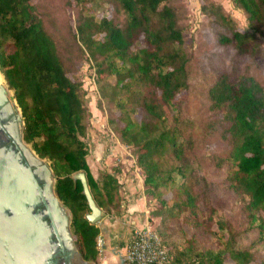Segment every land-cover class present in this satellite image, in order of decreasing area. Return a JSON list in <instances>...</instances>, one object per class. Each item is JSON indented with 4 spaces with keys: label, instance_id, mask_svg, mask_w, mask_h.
Returning <instances> with one entry per match:
<instances>
[{
    "label": "trees",
    "instance_id": "obj_1",
    "mask_svg": "<svg viewBox=\"0 0 264 264\" xmlns=\"http://www.w3.org/2000/svg\"><path fill=\"white\" fill-rule=\"evenodd\" d=\"M230 1L246 28L223 4L200 0L218 44L234 50L209 79L214 120L181 116L193 85L185 0L68 1L78 8L73 38L94 60L107 132L134 152L149 219L160 216L173 264H264V0ZM0 69L21 107L24 139L50 160L80 252L99 263L102 227L88 217L83 179L102 217L121 214L124 198L115 173L96 177L90 168L87 92L35 0H0ZM214 137L226 152L208 151ZM208 163L226 171L243 214L239 228L223 214ZM252 229L257 237L245 244Z\"/></svg>",
    "mask_w": 264,
    "mask_h": 264
},
{
    "label": "rangeland",
    "instance_id": "obj_2",
    "mask_svg": "<svg viewBox=\"0 0 264 264\" xmlns=\"http://www.w3.org/2000/svg\"><path fill=\"white\" fill-rule=\"evenodd\" d=\"M68 1L70 2V0H35L45 16L48 27L58 40L60 52L69 63L76 65L75 71L82 80L84 89L87 92L91 115L87 119L89 126L84 138L89 147L88 161L91 162V169L96 177L100 171H109L115 173L119 180L118 175L122 173V171H126L127 169L132 171L137 168L138 165L136 163L135 154L132 149L122 143L115 134L107 132V110L106 107L99 106L100 94L96 90L93 81L94 73H96L94 60L88 52H80L76 44L77 42H75L73 38V34L76 32L75 24L78 8L74 7V3L70 5ZM185 1L188 13L185 20L186 30L184 45L192 58L191 72L193 85L190 96L181 106V116L185 119L214 120L217 118V114L209 107L207 86L209 79L215 75L217 70H221L230 65L234 50L231 47L218 44L215 29L208 24L205 15L201 11L200 0ZM212 1L223 4L232 15L236 12H241L245 21L244 27L241 28L247 27V21L243 11L236 8L230 0ZM2 74L0 69V82L6 85L7 80L4 74ZM8 92L12 101L16 103L21 110V107L14 97L13 89L8 88ZM28 145L34 149L30 143H28ZM207 147L209 152L214 149L219 153H224L228 149L227 144L222 140H218L216 137H214L213 141L209 143ZM44 159L50 166V160ZM208 165L210 166L207 170L208 178L213 180V186L216 188L215 193L222 207L223 214L235 227L239 228L244 222L243 214L237 195L228 190L226 186V171L223 169H216L211 163H208ZM137 169L143 177L139 166ZM119 184V192L124 198L123 204L126 205L128 199L123 194L125 192L124 182L121 183L119 180ZM132 196L134 195L131 194L129 197L131 198ZM153 204L152 202V205ZM148 207L150 208V206ZM151 221L153 225L150 226L157 231L161 221L160 216L154 215ZM256 237L257 231L252 229L249 231L244 243L249 244L255 240ZM99 254L100 262L95 263L104 264L105 250L99 252Z\"/></svg>",
    "mask_w": 264,
    "mask_h": 264
},
{
    "label": "flooded vegetation",
    "instance_id": "obj_3",
    "mask_svg": "<svg viewBox=\"0 0 264 264\" xmlns=\"http://www.w3.org/2000/svg\"><path fill=\"white\" fill-rule=\"evenodd\" d=\"M29 148L15 111L0 103V264H96L80 252L68 209L55 202L48 162Z\"/></svg>",
    "mask_w": 264,
    "mask_h": 264
},
{
    "label": "crops",
    "instance_id": "obj_4",
    "mask_svg": "<svg viewBox=\"0 0 264 264\" xmlns=\"http://www.w3.org/2000/svg\"><path fill=\"white\" fill-rule=\"evenodd\" d=\"M90 163L89 161V165ZM137 168L132 170L133 172L127 169L118 175L120 182H124L123 194L128 199L121 214L105 215L99 220L102 233L105 235L104 264H120L132 231L135 228L153 225L149 219L143 177ZM93 174L95 175L94 172ZM131 194L134 196L130 198Z\"/></svg>",
    "mask_w": 264,
    "mask_h": 264
},
{
    "label": "built area",
    "instance_id": "obj_5",
    "mask_svg": "<svg viewBox=\"0 0 264 264\" xmlns=\"http://www.w3.org/2000/svg\"><path fill=\"white\" fill-rule=\"evenodd\" d=\"M96 246L99 252L105 250V238L97 236ZM173 254L152 226L135 228L126 245V251L120 264H173Z\"/></svg>",
    "mask_w": 264,
    "mask_h": 264
},
{
    "label": "water",
    "instance_id": "obj_6",
    "mask_svg": "<svg viewBox=\"0 0 264 264\" xmlns=\"http://www.w3.org/2000/svg\"><path fill=\"white\" fill-rule=\"evenodd\" d=\"M8 88H9V84L8 83L5 85V84L0 82V103H3V102L6 103L11 108H13V110L15 111V114H16V117H17V127H18L19 139H20L21 144L23 146H25L27 142L24 139V133H23L25 121H24V117L22 115V110H20V108L16 105V103L11 102L10 99L8 98V94H9ZM29 150L35 156V158L40 159L38 153L34 149L29 148ZM47 167H48L47 168L48 172L51 174V177H52V182L50 183V188H52L54 190V192H55V189H54L55 175H54L51 167L49 166V164L47 165ZM83 183H84V191H85V193H86V195L88 197V200L90 202V206L92 208V212L88 215V217L92 221L100 220L102 215H103V213H102L101 209L95 204V202H94V200L92 198V195L90 193L88 183H87L85 178L83 179ZM54 198H55V202H57V204H58V202H59L58 199H60V198L58 196H55ZM59 208H60V206H59ZM61 208H62V206H61ZM68 212H69V210H68ZM69 215H70V212H69V214H67L66 219L70 218Z\"/></svg>",
    "mask_w": 264,
    "mask_h": 264
},
{
    "label": "clouds",
    "instance_id": "obj_7",
    "mask_svg": "<svg viewBox=\"0 0 264 264\" xmlns=\"http://www.w3.org/2000/svg\"><path fill=\"white\" fill-rule=\"evenodd\" d=\"M233 19L237 22L239 27H244L245 21H244L243 14L241 12L234 13Z\"/></svg>",
    "mask_w": 264,
    "mask_h": 264
},
{
    "label": "bare ground",
    "instance_id": "obj_8",
    "mask_svg": "<svg viewBox=\"0 0 264 264\" xmlns=\"http://www.w3.org/2000/svg\"><path fill=\"white\" fill-rule=\"evenodd\" d=\"M3 75V74H2ZM4 77V76H3Z\"/></svg>",
    "mask_w": 264,
    "mask_h": 264
}]
</instances>
